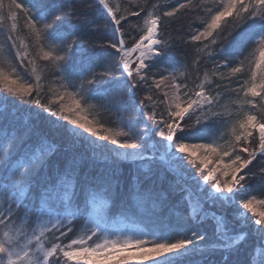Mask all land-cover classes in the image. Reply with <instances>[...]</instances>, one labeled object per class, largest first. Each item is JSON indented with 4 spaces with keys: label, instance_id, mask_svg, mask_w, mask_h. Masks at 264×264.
I'll use <instances>...</instances> for the list:
<instances>
[{
    "label": "snow or ice",
    "instance_id": "6c2138e0",
    "mask_svg": "<svg viewBox=\"0 0 264 264\" xmlns=\"http://www.w3.org/2000/svg\"><path fill=\"white\" fill-rule=\"evenodd\" d=\"M92 2L111 31L100 47L87 39L95 10L0 0V264H213L217 252L219 264H264V199L249 193L264 158V0H201L189 35L171 25L192 0ZM190 45L216 69L194 88L187 52L171 54ZM37 59L59 80L47 102ZM27 65L35 85L19 82Z\"/></svg>",
    "mask_w": 264,
    "mask_h": 264
},
{
    "label": "trees",
    "instance_id": "16d2710c",
    "mask_svg": "<svg viewBox=\"0 0 264 264\" xmlns=\"http://www.w3.org/2000/svg\"><path fill=\"white\" fill-rule=\"evenodd\" d=\"M73 2L75 4L76 9L80 12L95 10V14H96V18H97V24L93 26L92 35L87 37V39H91L93 41V43L96 44L98 47L106 45V43H107L106 38L111 36V31L106 24V19H105V16L103 15V11L102 10H96V6H95V4H93L92 0H73ZM117 2H118V0H112V5L116 4ZM119 2L121 3L122 9L127 8L129 11L135 10V7L137 4H139L140 6H144V0H119ZM163 2H164V0H148L149 5H151V4L162 5ZM167 2L169 4H173L175 2V0H167ZM110 3H111V1H110ZM89 5H91V8L89 7ZM190 7H192V8L184 9V10H181L180 13H177V17L175 18L176 23L171 25L172 29H180L181 27H183L182 35H189L191 33V29L188 27V25L193 24L194 20L196 23L199 22L198 19H196V18L198 16H202L203 13H202L201 9L203 7H205V5L201 4V0H192ZM198 10H200V11L198 12ZM141 15L143 16V13ZM130 19L133 21L134 24L135 23L142 24V20L137 21L136 18H134V17H130ZM233 21L234 20H232V22L228 23L227 27L224 28V35L233 30V25L235 23V21L234 22ZM19 23L21 26L24 23L23 14H21V19H20ZM126 31H127V28H126ZM133 34L134 35L136 34L135 29H133ZM173 35H175V32H173ZM5 36H6V31L0 32V45H4ZM251 46L252 45H248L245 47V49H244L245 54L248 52V49ZM186 52H187V64H188V67L190 68L189 71H187L188 86H189V88H194L195 83H199V81L202 79L204 72H209V73L214 72L213 69H215V67H214V63H213L211 58H209L208 56H205L204 59H202V57L200 56L201 60H200V64L198 65L199 72H197L196 67L193 66L195 51L191 45L187 49H185L183 47H178V48L174 49L171 54L174 55L178 59L184 60ZM4 53H5V55L8 54V47L6 45L4 46ZM33 57H35L34 52H33ZM219 59H221V58L220 57L216 58L217 63L219 62ZM233 59L234 60L243 59V55L234 56ZM16 63H19V61H16ZM25 63L27 64V62H25ZM159 67L164 68V67H166V65H160ZM36 69H37V72L42 77L41 84L43 85V90L41 92V98L44 102H47V99L50 96V94L48 93L49 87L54 85V84L56 85V83L58 84L59 80H58L57 75L55 74V69H53L48 64V62H46V61L37 59L36 60ZM20 71L23 74L24 69L21 68ZM221 71L224 74L227 73L226 69H221ZM246 76H247V71L245 70V78H246ZM24 81L31 82L33 85H35V76L31 72V65H27V76L22 75L19 82H24ZM217 82L220 83L221 88L216 89V90L222 91V94L225 96V99L222 101V104L229 105L228 102L231 99H234V96H229L226 92H224V86L229 84V79L225 78L223 80H218ZM236 86H237L236 83L233 82L232 87H236ZM0 92H3V91L0 90ZM5 95H7V93H5ZM35 95H36L35 92H33V96H35ZM143 95H144V93L138 92L137 100H139ZM8 99L11 101L14 98L9 96ZM29 99H31V98H29ZM159 111H162V108L158 109V112ZM147 114H148V112L146 111L145 115H147ZM101 116L105 122H114L116 120V115L114 112H112V113H101ZM113 126H115V125L113 124ZM262 165H264V158L258 157L257 160L253 162V165L250 166L252 171L256 172L257 175H255L254 177H252L249 180V184L251 185V188L249 189V193L251 195H255L256 198H258V197L264 198V178H262V176L260 175V173L262 171H264V168H262ZM124 167H125V170L127 171V169L130 167V165L126 164V165H124ZM245 171H248V170L246 169ZM248 198H251V196H249ZM176 199H179V197L177 196V197L173 198V200H176ZM250 243H251V241L249 242V244ZM249 244H245L244 248H247L249 246ZM242 258H243V249H241L239 254H233V257H232L234 262L237 260H242ZM212 259H213V264H219V262L222 260V257L220 255V253L217 252L216 254H214Z\"/></svg>",
    "mask_w": 264,
    "mask_h": 264
},
{
    "label": "rangeland",
    "instance_id": "374dc122",
    "mask_svg": "<svg viewBox=\"0 0 264 264\" xmlns=\"http://www.w3.org/2000/svg\"><path fill=\"white\" fill-rule=\"evenodd\" d=\"M110 1H111V3H110ZM107 0V2L109 3V4H112V0ZM5 2L7 3V0H5ZM189 8H192V7H189ZM199 8V7H198ZM200 9V8H199ZM200 10H198V12H199ZM197 13V12H196ZM203 15V14H202ZM226 20L228 21V23H230V22H232V20H234V18L233 17H228V18H226ZM235 21V20H234ZM233 21V22H234ZM222 24H223V22H222ZM227 35V33L224 35V36H226ZM224 36H221V37H218L217 39H218V43H217V45H215V46H213V48L214 49H218L219 47H220V43H226V41L224 40ZM205 43H207V42H205ZM201 47H202V45H201ZM253 46H251L249 49H251ZM249 49H248V51H249ZM197 55H199V56H201L202 57V59H204V57L205 56H207V54H206V52L205 53H196L195 52V54H194V59L196 58V56ZM247 62V61H246ZM189 67L187 68V71H189ZM216 69H213V71H215ZM227 72V71H226ZM197 74V73H196ZM225 75V78H228V73H226V74H224ZM204 78V75H203V77H202V79ZM201 79V80H202ZM59 85V83L57 84L56 83V85L54 84V85H52V87H56V86H58ZM0 90H2V91H4L3 90V85L2 84H0ZM49 98H50V96H49ZM228 102V101H227ZM229 103V102H228ZM224 105H226L227 106V104H224ZM148 115V114H147ZM147 115H145L146 116V118H147ZM149 123H151L150 121H149ZM113 126V125H112ZM154 139H159V137L157 136V137H154ZM221 143H223V141H221ZM203 153L202 152H198V156L200 157V158H203ZM246 155V154H245ZM210 160H212L213 162L212 163H210L208 166L209 167H213L214 165H215V156L213 155V154H210ZM224 162L225 163H227L228 162V158L227 157H225L224 158ZM259 199H264L263 197L262 198H257V200H259ZM256 207H257V211H264V205H259V204H257L256 205ZM249 215H252L251 213H249Z\"/></svg>",
    "mask_w": 264,
    "mask_h": 264
}]
</instances>
